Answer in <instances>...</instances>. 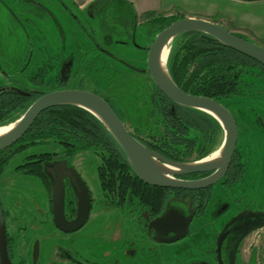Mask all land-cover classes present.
<instances>
[{
    "label": "rangeland",
    "instance_id": "obj_1",
    "mask_svg": "<svg viewBox=\"0 0 264 264\" xmlns=\"http://www.w3.org/2000/svg\"><path fill=\"white\" fill-rule=\"evenodd\" d=\"M21 1L22 4L19 0H0V86L33 89L35 84L28 75L38 63H54L60 71L64 62L71 61L69 87L77 88L82 80L85 89L113 101L123 123L137 137L147 139L150 130L158 132L160 115L156 114L154 119L149 116L152 110L149 97L156 86L150 75L131 68H147L146 47L158 33V28L145 22L152 15H141L131 34L123 25V22L129 23L132 17L128 4L113 2L103 12L97 13L94 12L96 5L93 9L83 10L70 0H38L46 11L39 8L37 13L31 8L29 0ZM108 33L112 35L111 41L104 37ZM47 90L54 91L55 88L50 84ZM223 102L231 112H237V148L246 164L245 173L232 182L230 188L214 184V198L202 207L191 233L178 242L158 244L156 251L159 254L151 260V264H177L175 251L178 247H182L185 253L198 254L200 244L194 243V230L219 232L225 221L241 207L257 202L264 208V92L236 96ZM223 137L224 134L219 135L214 145L206 147V151L209 150L207 155L221 147ZM54 151L62 152L63 148L57 143L29 147L15 155L0 176V200L2 207L9 211L8 228L11 231L13 225L10 224L15 221L29 241H39L37 264L62 262L58 260V254L54 255L60 235L51 220L43 221L47 195L40 180L21 174V169L17 167L26 163L30 155ZM206 151L200 141L197 154ZM97 162L90 150L79 151L70 161L86 180L94 197V209L101 214L98 209L102 203L97 204L102 202ZM224 189L229 191V198L225 197ZM229 203V211L218 216L223 212L220 207ZM97 213L92 214L86 226L79 231L83 239L79 243L86 251H90L89 247L92 250L106 247L104 243H99L96 235L105 229L104 224L110 214L103 213L98 217ZM98 225L99 230L93 236V228ZM90 237L92 239L89 240ZM246 242L254 250L258 249L255 255L257 264H264V227L255 231ZM61 247L71 252L69 243ZM247 247L248 243L242 247L243 262L246 264L249 255ZM97 262L103 264L104 261L98 258Z\"/></svg>",
    "mask_w": 264,
    "mask_h": 264
},
{
    "label": "trees",
    "instance_id": "obj_2",
    "mask_svg": "<svg viewBox=\"0 0 264 264\" xmlns=\"http://www.w3.org/2000/svg\"><path fill=\"white\" fill-rule=\"evenodd\" d=\"M113 2L126 5L121 0H99L96 3L105 10ZM130 9L132 17L129 23L136 26L137 16L132 7ZM177 19L178 17L156 16L147 23L158 28L159 32ZM129 23L123 22L126 30L131 27ZM104 37L112 40L109 33ZM167 67L174 82L186 92L210 97L223 104L224 100L236 96L264 92V65L217 40L203 38L199 32H186L173 39ZM39 97L22 96L12 90L0 92V126L19 119ZM106 100L119 115L113 101ZM149 104L152 107L150 118L154 119L156 114L161 117L157 122L159 130H150L147 139L142 142L167 159L177 162L199 160L208 154L206 147L214 145L219 135L224 134L221 123L212 114L175 103L157 87L149 97ZM232 113L238 121L237 112ZM200 141L206 151L204 154H197ZM43 143H57L63 151L30 155L26 163L17 167L21 169L20 172L44 182L50 177L46 170L49 161L66 157L72 159L79 151L90 150L98 161V177L102 188H111V184L131 183L133 178L148 185L139 177H133L136 174L106 125L89 110L72 104L46 109L16 143L0 150V176L15 155ZM245 169L246 164L236 147L228 176L235 182L243 177ZM148 187L161 193L160 197L156 194L146 199L147 202L154 200L155 211L163 208L169 190H180L151 185Z\"/></svg>",
    "mask_w": 264,
    "mask_h": 264
},
{
    "label": "water",
    "instance_id": "obj_3",
    "mask_svg": "<svg viewBox=\"0 0 264 264\" xmlns=\"http://www.w3.org/2000/svg\"><path fill=\"white\" fill-rule=\"evenodd\" d=\"M199 32L205 39L217 40L226 46L258 61L264 65V46L234 34L223 26L203 18L186 17L177 19L159 31L148 48L147 68L136 66L131 68L138 72L150 74L155 86L169 99L180 105L200 109L212 114L222 125L224 139L221 147V160L218 164L206 162L209 155L195 161L177 162L165 158L149 149L125 126L121 117L99 94L83 89H60L47 92L37 98L16 121L14 128L0 136V150L16 143L31 127L37 117L46 109L72 104L83 107L96 115L111 132L122 149L132 170L148 185L162 188L187 191L201 190L219 182L228 172L235 153L239 130L231 110L223 103L206 96L194 95L180 88L171 78L167 67L170 44L173 39L186 32ZM164 47L168 48L166 73L161 70L160 56ZM18 94L29 93L12 88ZM6 126V125H3ZM0 126V127H3ZM157 162L177 168L169 173L160 172ZM53 173L52 199L53 224L65 232L79 230L89 218L92 198L90 191L75 168L67 166L66 160L56 162L47 172ZM198 179H183L181 176L209 173ZM70 177L79 194L77 215L73 220L65 216V183L64 178ZM195 215L192 197L189 193L182 198L168 201L164 212L153 219L148 227L155 231V239L159 243H175L183 239L190 228ZM264 227V211L243 210L231 217L221 229L216 242L217 264H236V253L243 238L251 231ZM35 255H38L36 247ZM0 264H12L8 251L7 228L4 210L0 200ZM200 264V263H197Z\"/></svg>",
    "mask_w": 264,
    "mask_h": 264
},
{
    "label": "flooded vegetation",
    "instance_id": "obj_4",
    "mask_svg": "<svg viewBox=\"0 0 264 264\" xmlns=\"http://www.w3.org/2000/svg\"><path fill=\"white\" fill-rule=\"evenodd\" d=\"M22 4V1L19 0ZM28 3H31L34 8L33 11H36L38 13L39 8H43L45 11V7L38 2V0H29ZM104 10L102 8L96 7L94 12H103ZM33 13V12H32ZM132 28H134L133 23H129ZM138 25V23H137ZM125 27V26H124ZM131 27L127 28V31L131 29ZM131 34L134 32V29H131ZM153 40L150 42V44L146 47V53H148V48L152 44ZM147 62V61H146ZM71 61L64 62L62 69L59 71L54 65V63H38L36 68L31 72V75H28L29 80L35 84V88L33 89H23V91L28 92V95H22V96H30L35 97L36 96H42L43 94L50 92L48 91V86L50 84L53 85L55 90L60 89H83L84 88L82 80L80 81L77 88H71L69 87V83L71 80ZM144 69V68H142ZM135 71V70H134ZM138 72V71H136ZM143 73V72H139ZM148 74V72L143 73ZM45 87V90H42L40 88ZM19 89V88H18ZM14 91L10 87H4L0 86V92L3 91ZM22 90V89H20ZM90 91V90H87ZM16 92V91H14ZM92 92V91H91ZM17 93V92H16ZM96 93V92H94ZM18 94V93H17ZM98 94V93H97ZM21 95V94H19ZM237 125H238V121ZM135 135V134H133ZM137 137V135H135ZM141 142L144 141L146 138H143L141 136L137 137ZM143 143V142H142ZM57 152V151H54ZM66 160L67 166L73 167L70 163L71 158H57L53 161H49V168H51L56 162ZM70 160V161H69ZM231 165V164H230ZM230 168V167H229ZM77 173L81 176L80 172L75 168ZM97 170V178L99 180V169ZM229 172V170H228ZM227 174L219 181L217 184L223 186V187H231V176H228ZM21 174H26L22 173ZM49 179L46 181H41L42 186L45 189L46 192V199L45 202L46 209L43 213L44 220L48 221L51 220L53 223V199H52V186H53V173L50 169ZM209 173H203V174H192V175H185L181 176L183 179H198L207 176ZM29 175V174H26ZM32 176V175H31ZM35 177V176H34ZM82 177V176H81ZM133 177H136V175H133ZM37 178V177H36ZM84 182L86 183V180L82 177ZM133 182L131 183H120V184H111V188H102L101 183V199L102 202L99 201L100 204L102 203L101 207L98 209L101 214L103 213H109L110 217L107 220V223L104 224L105 229L99 230L100 225L93 228V236L95 235L94 232H97V238L100 239L99 243H104L106 247L101 248V250L95 249L92 250L91 247H89L90 251L85 248L82 249L80 243L83 241L82 235H80V230H82L88 221L90 220V217L92 214L97 213L94 209V197L92 194V191L90 190L88 184L86 183L90 194L92 198V204H91V210L89 214V218L85 225L81 227L77 231L73 232H65L57 227H54L57 229L60 235V240L58 239V242L56 244L54 255L58 254V260H62L60 264L69 263V264H99L97 262V259L100 258L104 262L103 264H151L153 259L159 254L156 251V247L158 244H169V243H159L155 239V231L153 229H149L148 225L149 223L160 216L168 203L169 200L172 198H182L185 194L189 193L192 197V207L195 209V215L191 222L189 231L186 236H188L191 233V228L195 222L196 217L201 213V209L203 206H206L208 202L211 201V198H214V191L212 190L214 185L211 187H208L206 189L201 190H194V191H187V190H178L173 191L169 190L167 194V198H165L163 203V208L161 210L155 211L153 207L154 200L146 201L147 198L153 197L154 195L161 196V193L158 190L151 189L148 187V185L141 184L138 182L136 178L132 179ZM65 183V216L67 220H73L77 215L78 210V203H79V194L72 183L70 177L64 178ZM125 191V192H124ZM212 191V192H211ZM225 197L230 196V193L228 190L224 189ZM227 193V194H226ZM163 194V192H162ZM166 195V194H165ZM213 196V197H212ZM257 203V202H256ZM250 204L247 206L241 207V209L235 214H233L231 217L236 215L237 213L243 211V210H253V211H264V208L261 207V205L258 206V204ZM229 204H224L221 208L223 212L219 214L218 216H222L225 213H227ZM236 205V204H234ZM232 207V206H231ZM230 208V207H229ZM104 209H107L106 212H104ZM4 210L5 220H6V228H7V239H8V251L9 256L11 258L12 264H37V258L39 256V250H40V243L36 239H34L32 242L27 239V235L24 232L23 229L19 228L18 225H16V222H12L10 225H13V229L10 231L7 225V217L9 214L8 210ZM98 214V213H97ZM101 214H98L99 217ZM230 217V218H231ZM227 219L225 223L230 219ZM126 224H125V221ZM224 223V224H225ZM224 226V225H223ZM222 226V228H223ZM221 228V229H222ZM263 228V227H262ZM259 228V229H262ZM219 232H207V231H193L192 237L197 240V243L200 244V251L197 254H190L185 253L182 249V247H178L175 251L176 256H178V262L177 264H217L216 261V255H215V249H216V242L217 237L221 231ZM253 230L249 232L241 241L237 253H236V264H246L243 262V255H242V247L243 245L248 243V253L246 260L247 264H257V258H256V251L258 252V249H253L251 247V244H249L248 241L249 237L257 230ZM127 234V235H126ZM89 235V234H88ZM185 236V237H186ZM191 237V238H192ZM92 239V237L89 238V240ZM182 240V239H181ZM80 242V243H79ZM178 242V241H177ZM70 244L71 246V252L63 250L61 246L65 244ZM195 243V242H194ZM61 245V246H60ZM36 247L38 249V255H35ZM80 247V248H79ZM90 252V253H88ZM169 254V253H167ZM264 254V253H263ZM92 257V258H90ZM152 260V261H151ZM54 264H59L58 262Z\"/></svg>",
    "mask_w": 264,
    "mask_h": 264
},
{
    "label": "crops",
    "instance_id": "obj_5",
    "mask_svg": "<svg viewBox=\"0 0 264 264\" xmlns=\"http://www.w3.org/2000/svg\"><path fill=\"white\" fill-rule=\"evenodd\" d=\"M80 9L99 7V0H70ZM141 15L203 18L264 46V0H121ZM147 19L145 22H148Z\"/></svg>",
    "mask_w": 264,
    "mask_h": 264
},
{
    "label": "bare ground",
    "instance_id": "obj_6",
    "mask_svg": "<svg viewBox=\"0 0 264 264\" xmlns=\"http://www.w3.org/2000/svg\"><path fill=\"white\" fill-rule=\"evenodd\" d=\"M168 55V48L164 47L162 52H161V56H160V66H161V70L166 73V58ZM15 124H11V125H6L3 127H0V136L5 135L6 133H8L9 131H11L14 128ZM221 160V151H215L211 156H209L208 158L205 159L206 162H211L213 164H218ZM157 167L159 168L160 172L162 173H169L172 172L174 170H177V168L173 167V166H168V165H163L159 162L156 163Z\"/></svg>",
    "mask_w": 264,
    "mask_h": 264
}]
</instances>
